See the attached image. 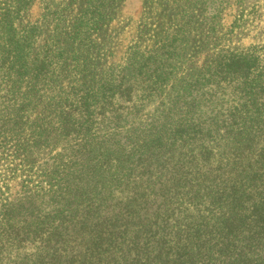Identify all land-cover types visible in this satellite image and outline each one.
Instances as JSON below:
<instances>
[{"label":"trees","instance_id":"1","mask_svg":"<svg viewBox=\"0 0 264 264\" xmlns=\"http://www.w3.org/2000/svg\"><path fill=\"white\" fill-rule=\"evenodd\" d=\"M78 1L39 46L0 0V264H264V43L182 0L100 73L122 0Z\"/></svg>","mask_w":264,"mask_h":264},{"label":"rangeland","instance_id":"2","mask_svg":"<svg viewBox=\"0 0 264 264\" xmlns=\"http://www.w3.org/2000/svg\"><path fill=\"white\" fill-rule=\"evenodd\" d=\"M64 1L31 0L26 13L23 14L24 23H36L41 28L42 35L37 42L39 46L49 43L54 38L51 30L55 20H51L50 12L60 8ZM84 2L85 0H79L78 6ZM181 3L182 0H122L120 3L112 4L114 9L111 10V14L115 19L95 37V48L108 52L103 60L92 62L96 64L97 72L102 73L106 67L122 63L126 57L127 48L137 42L141 34L152 37L147 38L149 43H152L150 40L161 38L162 30L165 29L174 13V8ZM206 5L208 8L211 6L222 9L220 16L224 28H228L238 14H243V19L246 21L243 30H247L242 35L237 34V45L241 48L264 43V0H208ZM72 15L73 12L67 17V21L71 20ZM160 25H163L162 29ZM155 106V104H149L144 114L153 115ZM46 158V153H42L38 160L42 162ZM2 171L1 166L0 173Z\"/></svg>","mask_w":264,"mask_h":264}]
</instances>
